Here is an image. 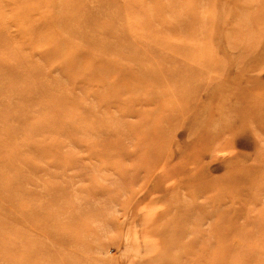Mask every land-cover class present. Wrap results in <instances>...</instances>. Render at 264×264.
<instances>
[{
	"label": "rangeland",
	"instance_id": "374dc122",
	"mask_svg": "<svg viewBox=\"0 0 264 264\" xmlns=\"http://www.w3.org/2000/svg\"><path fill=\"white\" fill-rule=\"evenodd\" d=\"M0 264H264V0H0Z\"/></svg>",
	"mask_w": 264,
	"mask_h": 264
}]
</instances>
